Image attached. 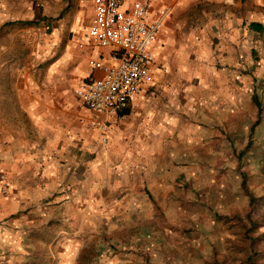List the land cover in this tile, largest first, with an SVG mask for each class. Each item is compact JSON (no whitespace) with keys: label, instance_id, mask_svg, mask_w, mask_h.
Masks as SVG:
<instances>
[{"label":"rangeland","instance_id":"1","mask_svg":"<svg viewBox=\"0 0 264 264\" xmlns=\"http://www.w3.org/2000/svg\"><path fill=\"white\" fill-rule=\"evenodd\" d=\"M38 1L25 0L19 17L34 25L19 27L17 33L9 24L8 37L2 35L4 49L18 52L19 65L35 82L42 81L41 73L70 45L71 33H82L68 28L85 24L89 10L84 3L78 20L64 21L74 7L68 5L65 12L52 16ZM10 12L16 9L10 6ZM184 29L193 32V21ZM248 35L245 47L237 44L232 56L221 50L228 41H220L213 33L205 42L188 41L170 58L164 75L163 233L119 234L96 218H90L85 227L80 219L58 213L41 227L30 226L35 231L31 238L39 243L19 250L17 256L11 254L12 259L19 264H264V32ZM16 59L10 54L8 67L15 68ZM57 80L56 97L64 98L71 90L70 79ZM224 93L231 95V108L224 105ZM253 94L262 107L260 122L251 134V148L239 158L257 118ZM95 139L94 145H105ZM31 148L40 147L33 143ZM52 155L62 170L56 193L62 200L79 184L69 175L65 178L64 172L80 162L76 163L75 154L71 160L65 153ZM86 158L91 176L98 162L95 151ZM0 175L7 187L1 204L9 185L7 175ZM242 175L248 194L241 187ZM28 221L38 225L36 218Z\"/></svg>","mask_w":264,"mask_h":264},{"label":"crops","instance_id":"2","mask_svg":"<svg viewBox=\"0 0 264 264\" xmlns=\"http://www.w3.org/2000/svg\"><path fill=\"white\" fill-rule=\"evenodd\" d=\"M84 3L91 6V0H39L37 4L51 11L52 16L71 5L74 12L64 21H76ZM156 3L167 7L170 14L153 49V80L143 87L128 111L109 121V142L96 146L91 142L96 141L97 134L89 126V114L73 95V90L91 75L90 63L109 55L108 49L88 45L79 48L90 25L91 9H87L85 24L68 28L81 29L82 33H71L70 45L41 73L42 81L35 82L19 65L22 61L18 52L4 49L6 44L2 43L8 37L9 24L17 33L19 27L24 28L20 22L25 21L19 17L23 16L25 0H0V173L7 175L9 185L8 197L0 204V264H19L11 256L35 248L33 242L39 243L34 236L31 238L35 231L30 226L41 227L58 213L80 219L85 227L90 218H96L119 234L147 236L164 232V75L170 58L188 41L205 42L213 33L220 41H228L221 50L234 55L237 44L245 47L250 32H264V0ZM10 6L16 13L10 12ZM188 21H193L195 27L191 33L183 30ZM251 23L262 25L263 30H251ZM10 54L17 58L15 68L7 65ZM58 77L70 79L71 90H65L64 98L56 97ZM223 95L224 105L228 103L231 108V95ZM211 114L214 116V111ZM217 118L214 120L219 121ZM33 143L39 145V150L31 148ZM92 151L98 162L90 176L86 157ZM53 152L65 153L69 160L75 154L76 163L80 162L75 169L64 172L65 178L69 175L79 184L62 200L56 196L62 170ZM29 218L38 219V225H29ZM110 218L112 222H106Z\"/></svg>","mask_w":264,"mask_h":264},{"label":"built area","instance_id":"3","mask_svg":"<svg viewBox=\"0 0 264 264\" xmlns=\"http://www.w3.org/2000/svg\"><path fill=\"white\" fill-rule=\"evenodd\" d=\"M91 20L85 45L108 49L109 55L90 63L91 75L73 95L89 114V126L103 144L108 123L128 111L153 80L154 46L170 12L156 0H91ZM0 197L7 187L0 175Z\"/></svg>","mask_w":264,"mask_h":264},{"label":"trees","instance_id":"4","mask_svg":"<svg viewBox=\"0 0 264 264\" xmlns=\"http://www.w3.org/2000/svg\"><path fill=\"white\" fill-rule=\"evenodd\" d=\"M20 25H24V26H29V25H34L33 22H20ZM250 29L253 30V31H256V32H261L263 30V26L258 24V23H251L250 24ZM251 100H252V103L254 104V106L256 107L257 109V118L255 120V122L253 123V125L251 126L250 128V136H249V139H248V142L246 144V147L244 149L243 152L240 153L239 155V158H241L246 151H248L251 146H252V137H251V134L255 128V126H257L260 122V115H261V112H262V107H261V104L258 100V97L256 94H253L252 97H251ZM242 183H241V187L243 189V191L248 194V189H247V186H246V181H245V175H242Z\"/></svg>","mask_w":264,"mask_h":264}]
</instances>
